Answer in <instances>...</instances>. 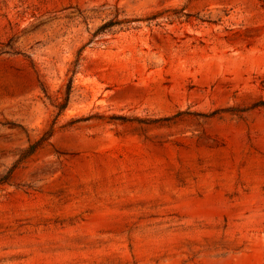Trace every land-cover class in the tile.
<instances>
[{"label": "rangeland", "instance_id": "1", "mask_svg": "<svg viewBox=\"0 0 264 264\" xmlns=\"http://www.w3.org/2000/svg\"><path fill=\"white\" fill-rule=\"evenodd\" d=\"M260 101L264 0H0V264H264Z\"/></svg>", "mask_w": 264, "mask_h": 264}, {"label": "trees", "instance_id": "2", "mask_svg": "<svg viewBox=\"0 0 264 264\" xmlns=\"http://www.w3.org/2000/svg\"><path fill=\"white\" fill-rule=\"evenodd\" d=\"M79 56H80V54H79ZM78 61H79V57L74 64L75 68L72 70V77L70 78V80L68 82L67 91L63 97H61V98L55 97L53 99L52 96H50L48 94L47 89L42 87V91H43L45 97L47 99H49L51 104L54 106V108L58 110V115H60L68 106L70 94H71L73 76L76 73V67L78 65ZM253 107H263L264 108V101H260V102L255 103L253 105ZM118 119L125 120L124 117H114V116L108 117V120H110V121L118 120ZM53 132H54V130H53V128H51L49 131L45 132L39 140H37L36 142L31 144L28 149L23 150L24 156L27 157V156L31 155L32 153H34L37 150V148H39L44 142H46L53 135ZM4 182L5 181L0 179V184H3Z\"/></svg>", "mask_w": 264, "mask_h": 264}]
</instances>
